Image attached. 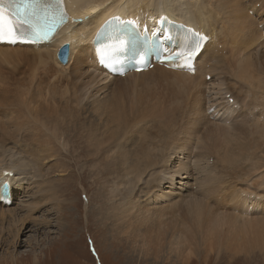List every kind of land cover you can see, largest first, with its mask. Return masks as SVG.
Segmentation results:
<instances>
[{
	"label": "bare ground",
	"instance_id": "6f19581e",
	"mask_svg": "<svg viewBox=\"0 0 264 264\" xmlns=\"http://www.w3.org/2000/svg\"><path fill=\"white\" fill-rule=\"evenodd\" d=\"M258 1L62 0L66 20L52 41L42 47L0 42V104L7 106L9 99L16 103L19 100L35 115L49 113L51 110L40 107L36 98L33 109L26 97L22 74L27 72L28 78L50 74L57 79L53 83L47 80L49 93L64 79L69 83L65 102L73 103L70 109L75 110L74 118L80 119L88 103L98 118L108 108L113 121L125 123L130 129L132 136L128 134L120 142L133 146L134 162L126 170L127 178L119 189L126 197L124 202H128L122 209L123 216L115 213L112 217L116 221L113 225L119 227H115L116 231L120 230L128 243L127 252L136 253L145 264H157L160 258L184 262L200 249L211 248L218 229L224 232L222 241L235 244V249L231 247L235 253L248 254L254 247L264 252V155L259 153L264 151V140L254 135V125L255 132L264 134V31L257 29V18H252L254 9L264 6V0ZM111 17L135 21L138 26L150 23L151 34L159 30L161 21L162 27L173 22L183 24L207 37L205 48L196 54V64L203 60L194 73L185 68L156 67L109 78L111 74L95 62L91 41L103 24H110L107 20ZM64 42L67 47L57 50ZM102 53L105 50L97 51L99 55ZM16 65L22 66L15 71ZM121 85L126 86L125 92L129 94L138 92L134 103L131 99V103L124 104L125 100L122 102L117 96L122 92ZM102 90L109 91L111 98L101 95ZM227 93L236 103L234 108L222 100ZM215 95L221 100H215ZM211 98L220 102L216 110L225 114L236 109L240 118L230 129L212 121L194 154L190 153L192 141L188 153H184L187 141L183 137L193 135L194 141L210 118L207 112L211 108L206 102ZM0 109V134L6 136L0 140V188H6L5 196L0 189V246L10 248L22 241L24 232L32 230H27L30 223H38L33 225L34 230L50 224L46 218H36L34 211L53 198V188L43 184L41 190L46 193L43 202L30 200L35 194L31 191L33 186L42 185L34 180L37 175L32 174L29 190L23 194L30 198L20 200L19 196L18 202L12 201L25 183V162L34 169L37 159H32L27 151L22 159L20 147L7 142L11 138L7 120H3L7 111L6 107ZM14 119L18 132L28 126L22 115ZM184 122L187 125L183 127ZM249 138L252 139L246 147L239 145ZM123 156L128 158L126 153ZM173 158H178L175 166H171ZM235 177L237 183L231 180ZM254 232L263 241L261 246Z\"/></svg>",
	"mask_w": 264,
	"mask_h": 264
},
{
	"label": "rangeland",
	"instance_id": "374dc122",
	"mask_svg": "<svg viewBox=\"0 0 264 264\" xmlns=\"http://www.w3.org/2000/svg\"><path fill=\"white\" fill-rule=\"evenodd\" d=\"M254 16L258 22L257 29L264 31V6L255 8L252 18ZM214 17L216 18V16ZM65 64L62 63V65ZM57 74L61 75L62 73L57 72ZM29 76L27 72L22 74L23 83L27 89L26 97L30 98L31 106L34 109V102H36L34 99L36 98L41 103L40 107L51 111L35 115L33 114L34 110L33 113L30 112L25 104L19 103V100L16 103L13 99L7 101L8 107L0 104V107H6L7 116L3 120H7V131L12 138L7 142L15 143L18 148L20 147L22 159L26 151L32 159H37L34 169H31L30 164L25 162L23 167L25 183L17 191L12 201L16 202L19 196L20 200L30 198L23 194L27 193L26 189L29 190L27 188L30 186L29 176L36 174L37 178L34 180L42 182V185L38 188L36 184L33 186L31 191L35 194L30 200L36 198L37 202H43L46 194L41 190L43 184L52 186L53 198L48 203H43V207L34 211L36 218H40V220L46 218L50 224L43 229L36 227L34 230L33 225L36 226L38 223L28 221L30 228L27 230H32L23 233L24 236L20 237V241L22 240L20 243L10 248L4 244L0 246V264H145L142 257L137 256L136 253L127 252L128 243L122 237L120 230L116 231L115 227L117 229L119 227L113 225L116 221H113L112 217L116 214L123 216L122 209L128 202H124L126 197L119 193V189L127 178L126 170L134 162L133 146L122 145L120 142L124 136L128 134L132 136L130 129L126 127L125 123L119 124L113 121L109 116L108 108L103 110L101 117L98 118L88 103L86 110L81 112L80 119L77 120L74 118L75 110L70 109L73 103L65 102V98L69 95V83L65 79L49 93L47 80L53 83L57 77L50 76V74H40V76L32 78H28ZM250 86L253 85L250 84ZM125 89L126 86L121 85L120 91L122 92L117 96L122 102L125 100L124 104L126 101L134 103L135 95L138 92L131 91L132 93L129 94L125 92ZM167 92H170L169 88ZM101 95H106V99L111 98V93L107 90H102ZM217 96L215 95L213 98ZM250 98L253 99L252 95ZM218 99L221 100V97L215 100ZM215 100L207 101L206 105L218 112L216 110L218 103ZM84 102L83 100L82 103ZM155 105L159 106L158 103ZM256 111L258 113V109ZM19 115L28 121V126L19 128L20 132L17 130L14 119ZM229 115L231 118H237V110L235 109ZM33 117H35L36 123ZM162 117L164 118V115ZM230 121V125L226 127L228 129L235 125V122L232 125V120ZM186 125L185 122L182 124L183 127ZM256 133L254 125L255 137L264 140V134L260 136L259 133ZM152 134L154 135V131ZM192 136L183 137L187 141L184 153L189 151V145L191 141L193 142ZM0 137V140L3 141L6 136L0 134ZM241 137L247 138L243 134ZM251 139H246L239 145L246 147ZM32 143H35L36 149L31 148ZM263 152L259 151L264 155ZM123 153L128 155L127 159ZM177 160L178 158H173L171 166H175ZM231 180L237 183L238 179L235 177ZM177 181L178 178L175 182L176 188L179 186ZM130 188L132 186L128 187V190L132 191ZM165 188L170 189L167 185ZM41 212H43L42 217ZM217 234V238L220 240L217 241V238H213L214 242L211 248L204 246L207 248L206 250L200 249L198 254L188 257L186 261L173 263L168 258V260L160 258L157 260V264H264V252L260 250V247H254V250L248 254H237L233 250V248L235 249L233 242L222 241L224 232L218 229ZM254 237L261 246L263 241L260 236L254 232ZM241 241L246 242L242 238ZM5 252H9V254Z\"/></svg>",
	"mask_w": 264,
	"mask_h": 264
},
{
	"label": "snow or ice",
	"instance_id": "6c2138e0",
	"mask_svg": "<svg viewBox=\"0 0 264 264\" xmlns=\"http://www.w3.org/2000/svg\"><path fill=\"white\" fill-rule=\"evenodd\" d=\"M65 20L62 0H0V42L16 44L18 41L39 43L50 40ZM206 40V36L187 30L183 37L186 56L182 51L171 58L191 60Z\"/></svg>",
	"mask_w": 264,
	"mask_h": 264
},
{
	"label": "water",
	"instance_id": "95a60500",
	"mask_svg": "<svg viewBox=\"0 0 264 264\" xmlns=\"http://www.w3.org/2000/svg\"><path fill=\"white\" fill-rule=\"evenodd\" d=\"M66 47H67V45H66ZM66 47H63L62 50H61L62 53H63V55H65V53H66ZM64 58H65V57L63 56V59H64Z\"/></svg>",
	"mask_w": 264,
	"mask_h": 264
}]
</instances>
